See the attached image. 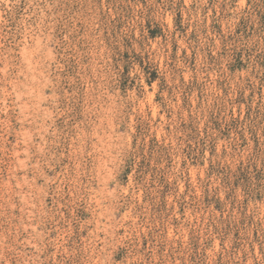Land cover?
I'll use <instances>...</instances> for the list:
<instances>
[{"label":"rangeland","instance_id":"rangeland-1","mask_svg":"<svg viewBox=\"0 0 264 264\" xmlns=\"http://www.w3.org/2000/svg\"><path fill=\"white\" fill-rule=\"evenodd\" d=\"M0 264H264V0H0Z\"/></svg>","mask_w":264,"mask_h":264}]
</instances>
